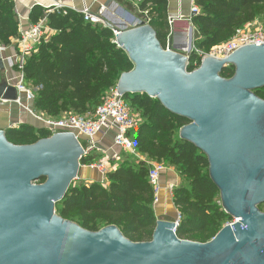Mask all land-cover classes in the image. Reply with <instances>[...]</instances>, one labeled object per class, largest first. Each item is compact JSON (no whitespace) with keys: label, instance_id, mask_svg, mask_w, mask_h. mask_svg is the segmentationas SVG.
<instances>
[{"label":"water","instance_id":"1","mask_svg":"<svg viewBox=\"0 0 264 264\" xmlns=\"http://www.w3.org/2000/svg\"><path fill=\"white\" fill-rule=\"evenodd\" d=\"M105 24L134 64L118 93L146 94L190 121L180 138L207 156L223 209L235 222L207 243L179 239L177 222L165 220L145 243L116 226L85 230L56 213L80 173V139L59 133L20 146L0 131V264H264V100L254 92L264 88V44L228 58L207 56L188 72L189 54L176 52L173 32L164 49L148 24ZM226 66L235 67L230 79L221 76ZM0 93L17 99L15 87Z\"/></svg>","mask_w":264,"mask_h":264},{"label":"trees","instance_id":"2","mask_svg":"<svg viewBox=\"0 0 264 264\" xmlns=\"http://www.w3.org/2000/svg\"><path fill=\"white\" fill-rule=\"evenodd\" d=\"M168 5L169 0L139 3V9L147 13L145 22L155 30L164 49L172 33ZM195 5L199 13L192 17L196 37L188 72L198 69L205 56L229 42L244 26L259 17L264 21V0H196ZM29 19L33 24L45 20L51 30L41 37L23 69L28 88L35 91L33 110L45 118L93 115L106 93L118 86L122 74L134 69L127 53L116 44L113 30L85 21L79 11L35 6ZM18 34L14 1L0 0V45L11 46ZM234 74L233 66L221 72L225 79ZM254 92L264 100V88ZM124 100L141 120L129 133L137 152L149 162L173 167L184 182L173 192L174 205L181 216L176 235L181 240L210 242L233 218L223 209L220 191L210 177L207 156L180 138V130L190 121L146 94H128ZM5 134L10 143L20 146L52 136L44 125H21ZM102 156L94 150L80 163L90 165ZM150 170L149 164L123 152L118 166L107 173L104 182L74 181L56 205V213L91 232L116 226L132 242H151L158 219ZM259 208L264 211V204Z\"/></svg>","mask_w":264,"mask_h":264},{"label":"crops","instance_id":"3","mask_svg":"<svg viewBox=\"0 0 264 264\" xmlns=\"http://www.w3.org/2000/svg\"><path fill=\"white\" fill-rule=\"evenodd\" d=\"M16 5V10L19 18V34L14 39L13 44L2 50L0 45V89L5 86H17L19 82V73L16 69L11 68L9 61L18 62L19 56L25 49L36 50L37 45L32 39L26 40L25 35L33 28V24L29 15L35 6H40L44 9L69 8L81 12L85 7H89L93 14H99L103 11V18L106 22L113 24L121 29L133 28L140 23H146L145 12L139 9L141 0H13ZM191 0H169L168 13L169 17H176L181 12L184 20L190 22ZM144 15V16H143ZM129 18V19H128ZM130 20V21H129ZM182 22V21H181ZM179 23V22H178ZM147 24V23H146ZM189 27V26H188ZM172 28L175 37V50H183L186 48L188 41L187 26L174 25ZM191 31V29H190ZM189 37V36H188ZM186 42V43H185ZM17 90V89H16ZM6 93H0V131H8L11 128H17L21 125H31L40 128L43 123L38 117H43L33 110V102L28 101L24 95L17 92V99L20 98V104L6 100ZM45 118V117H43ZM116 131H108L101 134L96 141L99 144L101 151L108 157L118 155L121 160L120 149L113 146V140ZM88 142V141H87ZM87 183L93 181H102V176L98 172L95 174L85 173L81 178ZM182 183V179L173 167H166L161 175L162 190L159 194V200L154 204L155 214L158 220L176 222V214L178 211L174 205L173 192ZM173 188V192L170 189Z\"/></svg>","mask_w":264,"mask_h":264},{"label":"built area","instance_id":"4","mask_svg":"<svg viewBox=\"0 0 264 264\" xmlns=\"http://www.w3.org/2000/svg\"><path fill=\"white\" fill-rule=\"evenodd\" d=\"M191 1L192 4L189 18L190 22H192V17L199 13V8L195 5L196 0ZM55 9H60V7L57 6ZM81 13L84 15V20L87 22L98 25H106V21L103 18V11L99 14H93L89 7H85ZM183 20L184 18L181 12L176 17H168L170 27H173L176 23ZM48 33H51V30L44 20L38 24H35L33 28L25 35V39H32L35 44H38L41 37ZM258 44H264V32L262 30H255L251 32L239 30L237 31L235 37H233L229 42L219 48H216L211 54L207 56L228 58L244 46ZM2 50H4L3 47ZM32 51V49H25V51L20 54L18 62L14 63L11 60L9 61L10 67L16 69L19 73V82L16 86L17 92L20 95H24L28 101L34 100L35 91L28 88L23 69L26 64V59L32 53ZM15 102L20 104L21 99L18 98L15 100ZM38 119L43 123L45 128L51 131L52 135L59 133H72L78 138L81 136L87 138L88 146L84 148L85 155L95 150L102 153L103 156L100 160L93 164L84 166L81 165V169L96 170L102 176L101 182L105 181V176L107 173L116 169L119 162V156H106L99 148V144L96 139L101 134L115 130L116 134L113 140V146L126 154L134 156L138 161L146 162L151 166L149 180L155 189V204L158 202L159 194L162 190L161 175L166 166L162 163L149 162L145 156H142L137 152L135 144L130 138L129 133L137 127L139 121L137 116L134 115L129 106L126 104L124 97L118 93L117 87L112 88L106 93L102 104L97 108L93 115L84 117L74 114H65L60 119H49L43 117H38ZM79 179L80 178L78 176L75 181ZM170 192H173V188L170 189ZM180 219L181 216L178 213V221H176L177 226Z\"/></svg>","mask_w":264,"mask_h":264},{"label":"rangeland","instance_id":"5","mask_svg":"<svg viewBox=\"0 0 264 264\" xmlns=\"http://www.w3.org/2000/svg\"><path fill=\"white\" fill-rule=\"evenodd\" d=\"M141 2V1H140ZM139 4V3H138ZM145 14V16H147V13L145 12L144 13ZM144 16V15H143ZM129 19V18H128ZM130 21V20H129ZM145 21H146V19H145ZM180 24H184V25H186L187 26V30H186V32H187V37H186V40L188 41H190V33H191V31H190V29H192V41H193V44H192V50L194 49V40H195V37H196V31H195V28L192 26H190V23L188 22V20L187 19H185V20H183L182 22H179V23H176L175 25H180ZM189 26V27H188ZM241 30H244V31H247V32H251V31H255V30H262L263 32H264V21H263V19L261 18V17H259V18H257L254 22H252V23H250V24H248V25H246V26H244L243 27V29H241ZM189 36V37H188ZM188 41V42H189ZM186 43V42H185ZM176 52H178V53H181V54H184V55H188V54H190L191 52H188L186 49H183V50H176ZM134 115H136L137 116V118H138V121L140 122L141 120H140V117H139V115H137V114H135L134 113ZM80 142H81V144H82V146L84 147V148H86L87 146H88V142H87V138H85L84 136H81L80 138ZM97 171L96 170H87V169H80V173H79V178L81 179L83 176H84V174L85 173H91V174H95ZM79 179V180H80ZM182 183H184L183 182V180H182ZM181 183V184H182ZM180 184V185H181ZM264 212V211H263ZM176 216V221H178V214H176L175 215ZM235 222V220L233 219L231 222H229V223H234ZM227 225V224H226ZM225 225V226H226Z\"/></svg>","mask_w":264,"mask_h":264},{"label":"bare ground","instance_id":"6","mask_svg":"<svg viewBox=\"0 0 264 264\" xmlns=\"http://www.w3.org/2000/svg\"><path fill=\"white\" fill-rule=\"evenodd\" d=\"M189 47H190V43L188 42V43L186 44V48H185V49L188 51Z\"/></svg>","mask_w":264,"mask_h":264},{"label":"flooded vegetation","instance_id":"7","mask_svg":"<svg viewBox=\"0 0 264 264\" xmlns=\"http://www.w3.org/2000/svg\"><path fill=\"white\" fill-rule=\"evenodd\" d=\"M262 211V210H261Z\"/></svg>","mask_w":264,"mask_h":264}]
</instances>
